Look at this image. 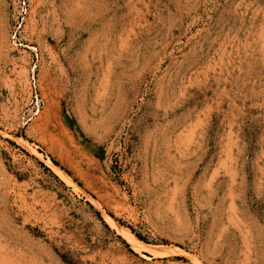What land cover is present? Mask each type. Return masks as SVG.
<instances>
[{"label": "rangeland", "instance_id": "obj_1", "mask_svg": "<svg viewBox=\"0 0 264 264\" xmlns=\"http://www.w3.org/2000/svg\"><path fill=\"white\" fill-rule=\"evenodd\" d=\"M0 264H264V0H0Z\"/></svg>", "mask_w": 264, "mask_h": 264}, {"label": "bare ground", "instance_id": "obj_2", "mask_svg": "<svg viewBox=\"0 0 264 264\" xmlns=\"http://www.w3.org/2000/svg\"><path fill=\"white\" fill-rule=\"evenodd\" d=\"M125 238H127L128 240H130L132 242V244L134 245L133 248L137 249V247L135 246L136 244H139L137 240H135V238H129V236L127 234L124 235Z\"/></svg>", "mask_w": 264, "mask_h": 264}]
</instances>
